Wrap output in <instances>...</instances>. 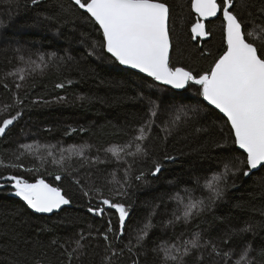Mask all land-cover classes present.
<instances>
[{"label": "trees", "instance_id": "obj_1", "mask_svg": "<svg viewBox=\"0 0 264 264\" xmlns=\"http://www.w3.org/2000/svg\"><path fill=\"white\" fill-rule=\"evenodd\" d=\"M166 2L171 10V63L207 69L224 50L222 18L206 23L212 36L193 40L191 0ZM244 3L247 7H236L242 19L249 20V12L253 18L261 15L264 0ZM61 4L67 8L71 0H41L38 5L30 0H0V122L20 113L0 136V160L16 163L15 156L24 153L18 161L23 168L0 165V264H33L35 260L68 264L64 249L71 251L76 240L83 245V254L79 259L74 254L71 264H108L109 242L114 249L123 250L112 257V264H132L133 260L138 264H178L166 261L157 250L179 255L176 249L182 252L185 242L195 239L197 233L202 244L211 243L194 249L184 257V264H225V252L231 253L227 264H236L248 244L253 249L250 256H256L264 249V168L248 176L244 169L230 172L220 182L223 197L213 203L209 181L224 173L226 163L235 167V158L243 156L231 143L225 118L194 88L176 91L125 69L99 47L101 33L95 26L73 19ZM205 50L212 55H201ZM41 54L46 66L36 67ZM21 69L25 70L23 80L18 75ZM59 84L64 87H57ZM149 101L159 107L149 139L143 142L148 155L121 153L118 160L108 149L127 145L138 135L137 129L150 115ZM181 110L187 111L188 117L171 127L169 121ZM166 128H171L170 133ZM225 140L226 147H216ZM28 145L46 148L32 151L22 147ZM81 150L83 156L77 155ZM127 152H135V146ZM61 157L68 172L53 163ZM156 163L162 167L154 175ZM29 168L40 171L25 170ZM55 174H60L61 180H55ZM13 175L29 182L43 177L62 189L70 206L51 216L35 214L15 195V182L8 179ZM105 198L129 210L124 234L118 240L113 233L119 230V214L102 204ZM201 200L207 205L205 211L185 221V207ZM100 207L103 214L89 211ZM149 221L142 247L129 252V239L135 246L137 235ZM247 225L253 230L233 235L234 230ZM256 264H261V257H256Z\"/></svg>", "mask_w": 264, "mask_h": 264}, {"label": "snow or ice", "instance_id": "obj_2", "mask_svg": "<svg viewBox=\"0 0 264 264\" xmlns=\"http://www.w3.org/2000/svg\"><path fill=\"white\" fill-rule=\"evenodd\" d=\"M30 2L33 5H38L41 0H30ZM72 5L75 7L73 8ZM60 7L73 19H83L95 26L96 30L101 33L99 47L110 54L115 62L145 73L159 84L169 86L172 89L194 88L203 101L223 114L225 124L231 134V143L242 150L243 156L242 158H235V167L232 163H226L224 173L220 176H214L209 181L208 187L213 191V203L223 197L224 187L220 186V182L222 178L226 180L230 172L235 174V172L244 169L243 174L248 176L253 170L264 168V7L259 9L261 13L259 17L253 18L252 13L249 12L250 19L244 20L236 12V7H247L244 0H219V2L218 0H191L190 8L195 13V22L190 27L193 40L207 39L212 36V31L206 29L204 21L211 23L210 18H222L221 30L224 50L222 54L213 58L207 69L201 70L175 66L171 63V10L166 0H71L69 7L65 8L63 4ZM46 18L55 19V17ZM256 19H259L260 23H255ZM250 24L253 26L249 27ZM90 54L94 55L95 52ZM201 55L211 56L212 53L205 50ZM39 61L40 64L36 67L46 66L43 54L39 55ZM30 63L35 64L36 62L30 61ZM24 71V69L19 71L20 80L24 79ZM16 86L17 88L20 87L19 84ZM57 87L63 88L64 84H59ZM81 99L86 98L81 97ZM149 103L151 104L149 118L137 129L138 135L133 137L132 142L108 149L118 160L121 159V153L133 157L148 155L147 147L143 142L149 139L159 107L154 101H149ZM189 111L195 113L197 110L189 109ZM19 115L20 113L17 112L11 118L0 122V136L5 134L6 129L14 123ZM182 117L187 118L188 112L178 111L169 121L171 127H176ZM165 130L170 133L171 128ZM197 131H201V129H197ZM133 145L135 152H127V149ZM226 146L227 140L216 144V147L220 148ZM22 147L30 149L32 146ZM76 154L83 156L84 153L81 150ZM23 155L24 153H20L15 156L16 163L5 164L3 160H0V165L23 168V163L18 162ZM49 155L51 156L52 153ZM166 158L172 159V157ZM63 159L61 157L59 161H53V163L60 165L62 171L68 172V169L63 167ZM161 167V164L156 163L153 174L159 173ZM25 170L40 171L39 168ZM125 171L127 174V170ZM141 176H137L136 179H141ZM54 178L59 181L61 175L55 174ZM8 179L15 182V195L26 202L27 206L36 213H52L71 203L61 188L54 187L43 177L34 182H29L22 176L15 175L8 177ZM76 183L79 184V180ZM122 194L117 192V195ZM102 204L116 209L119 214V230L117 233H113L118 240L124 234L129 210L124 204L114 203L108 198L103 199ZM206 207L207 205L203 200L189 203L183 212V219L187 221L194 215L205 211ZM89 211L103 214L104 208H90ZM176 219L180 220L181 217L177 216ZM150 226L151 221L141 230L142 234L137 235L135 246L129 239L127 245L129 252L133 251V247H142V242L147 237ZM252 230V226L247 225L244 228L234 230L233 235L239 236ZM108 231L111 232L112 229L109 228ZM83 238V234H81L80 239ZM104 239L108 241L107 234L104 235ZM210 243L209 241L202 244L197 233L195 239L185 242L187 246L183 247L182 252L176 249L179 255H173L170 250L163 248L157 251L163 252L166 261L171 260L177 261L178 264H184V257L191 255L194 249L204 248ZM75 245L76 247L71 251H68L67 248L64 249L68 264H71L74 254H76V259H79V256L83 254L80 251L83 248L80 240H76ZM173 248L175 249V245ZM212 248L217 255H220L215 245H212ZM107 250L110 252V255L105 257L108 264H112L113 256L120 255L123 251L122 249H114L111 242L108 243ZM252 251L251 244H248L243 249L240 260L236 264H256L257 256L261 257V264H264V249L258 250L256 256H250ZM223 255L226 258L225 264H227V259L231 258V253L225 252ZM33 264H43V262L35 260ZM132 264H138V261L133 260Z\"/></svg>", "mask_w": 264, "mask_h": 264}, {"label": "water", "instance_id": "obj_3", "mask_svg": "<svg viewBox=\"0 0 264 264\" xmlns=\"http://www.w3.org/2000/svg\"><path fill=\"white\" fill-rule=\"evenodd\" d=\"M218 2H219V0H218ZM195 14V13H194ZM217 18H219V17H213V18H210V21H214V20H216ZM205 22V24L206 23H208L209 21H204ZM171 51H172V49H171ZM171 51H170V55H171ZM125 69H129V70H131V71H134V72H136V73H139V74H141V75H144V76H146V77H148L145 73H141V72H139L138 70H136V69H131V68H129V67H127V66H124V65H122ZM148 78H151V77H148ZM169 87V86H168ZM174 90H176V91H184L185 89H174ZM205 103L207 104V102L205 101ZM208 105V104H207ZM210 108H212V109H214L212 106H210V105H208ZM215 111H217L218 113H219V111L218 110H216V109H214ZM222 116H223V114L222 113H220ZM239 150V149H238ZM239 151H241L242 152V150H239ZM259 170H261V168L260 169H257V170H253V172H258ZM70 206V204L69 205H64V206H62L59 210H56V211H54V212H52V213H36L34 210H32L31 209V211L32 212H34L35 214H38V215H42V216H51V215H53V214H55V213H58V212H60L62 209H64V208H66V207H69Z\"/></svg>", "mask_w": 264, "mask_h": 264}, {"label": "rangeland", "instance_id": "obj_4", "mask_svg": "<svg viewBox=\"0 0 264 264\" xmlns=\"http://www.w3.org/2000/svg\"><path fill=\"white\" fill-rule=\"evenodd\" d=\"M32 147L30 148L32 151L34 150H44L46 147L45 146H40V145H31Z\"/></svg>", "mask_w": 264, "mask_h": 264}]
</instances>
